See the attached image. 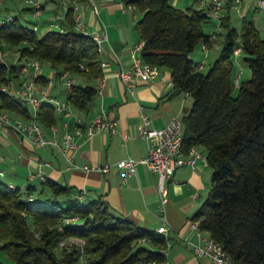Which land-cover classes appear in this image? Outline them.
Here are the masks:
<instances>
[{"label": "trees", "instance_id": "1", "mask_svg": "<svg viewBox=\"0 0 264 264\" xmlns=\"http://www.w3.org/2000/svg\"><path fill=\"white\" fill-rule=\"evenodd\" d=\"M236 1H224V44L203 72L194 68L191 53L199 44H213L212 31L205 28L215 24L209 5L181 8L172 0H124L141 14L137 28L144 40V60L169 68L174 92L192 97L190 111L182 118L184 146H203L213 170L211 189L193 218L205 217L202 227L237 264H264V36L246 16L240 30L232 26L229 10ZM65 18V28L41 36L19 17L8 18L0 22V48L16 47L20 59L47 61L72 76L102 77L98 42L75 28L71 9ZM238 46L252 75L239 82L234 94ZM21 65L0 59V87L18 79ZM49 79L36 77L42 84ZM96 94V87L78 81L67 90L66 100L87 111ZM0 100L2 107L32 116L25 103L1 88ZM37 120L46 126L57 123L54 105L42 103ZM70 237L85 241L83 253L75 243L59 246ZM166 241L165 234L115 212L102 196L83 200L81 190L48 177L22 190L0 175V248L14 264H143L164 260Z\"/></svg>", "mask_w": 264, "mask_h": 264}, {"label": "crops", "instance_id": "2", "mask_svg": "<svg viewBox=\"0 0 264 264\" xmlns=\"http://www.w3.org/2000/svg\"><path fill=\"white\" fill-rule=\"evenodd\" d=\"M50 1L52 2L40 0L41 12L49 16L38 19L33 24L36 31L42 28L45 33L54 26L65 28L67 25L63 13L57 20H53L52 14L56 11L52 3L55 0ZM2 2L9 6L12 4L10 6L12 9L17 8L13 0H2ZM61 3L63 6L68 5L71 0H61ZM78 7L82 12V20L91 34L107 35V40L104 42L105 51L102 54L103 76L88 80L83 76L71 75L75 82L90 83L94 87L104 79L101 92L96 94L87 111H82V114H85L88 120L103 114L113 118L116 121V130L99 131L87 140L78 138L80 146L74 155V161L80 166L111 164L113 167L106 173L69 168L67 159L56 147L39 146L28 138H20L9 124H3L0 127V171H2L0 175L10 185L25 190L29 185H38L40 182L37 179L31 181L28 177L29 173L43 169L46 177L81 190L83 200L88 201L102 196L115 212L131 217L149 230L157 231V228L163 224L158 216L160 197L157 172L149 169L146 164L139 163L137 174L124 182L115 167L120 159L128 157L141 159L147 155L149 141L140 135L144 114L149 119L150 127L161 128L170 122L172 116L179 114L183 118L189 113L192 105L189 101L190 95L174 92L172 72L165 66L160 67L159 74L154 79L139 80L133 90L127 89L116 75L121 67L129 66L134 53H137L134 45L141 40L137 28L141 14L135 7L127 5L124 0H87L83 3L79 2ZM5 8L9 9V7ZM26 8L34 11V7L30 4H27ZM55 23L58 24L54 25ZM213 44L208 49L212 48ZM197 47L203 49L202 44ZM193 53L195 50L191 53L192 57ZM18 59L20 61L16 65L19 67L25 59L19 57ZM50 66V69L49 67L46 69L48 73L42 70L41 74L50 79L54 78L50 92L62 99L63 85L59 84L61 81L55 75L58 71L51 64ZM24 74L25 72L20 73L18 79L22 80ZM67 90L65 88V100ZM0 109L13 113V115L7 114L11 121H20L24 116L18 111L2 107L1 100ZM57 115L59 125L57 138L62 140L67 131L61 125L60 115L58 113ZM39 124L47 138L53 137L50 126ZM200 148L205 149L203 146ZM198 163L197 170L187 165L179 167L173 177L167 181L169 195L167 220L171 227L167 237L171 243L167 248L166 256L175 264H214L207 258L195 254L193 244L199 243V239L188 223L207 198L212 186V167L203 165L201 161Z\"/></svg>", "mask_w": 264, "mask_h": 264}, {"label": "built area", "instance_id": "3", "mask_svg": "<svg viewBox=\"0 0 264 264\" xmlns=\"http://www.w3.org/2000/svg\"><path fill=\"white\" fill-rule=\"evenodd\" d=\"M28 4L34 7V14L37 16L41 13V5L37 0H25ZM78 0H71L70 4H66L65 10L71 9L74 14V22L77 30L91 34L82 20V12L79 11ZM201 6L209 5L211 13L216 18V25H220L221 17L223 16L224 0H211L207 3L205 0H200ZM256 4L260 8H264V0H256ZM1 20L0 22H3ZM99 44L100 51L103 54L104 42L107 40V35L92 34ZM217 37L215 31H212L211 39L214 41ZM144 47V40H140L134 45V53L131 62L127 68L121 67L116 75L121 79L123 84L129 90H133L139 80L149 81L158 76L160 66L152 64L144 60L142 52ZM203 49L207 52L208 46L202 43ZM242 52L238 46L234 55L238 56ZM192 57V56H191ZM193 58V57H192ZM204 61L196 62L194 60V68L202 70ZM80 66L84 68V64ZM32 69L35 72L34 80H10L7 84L2 85V91L9 94L13 99L19 100L23 103L31 104L35 107L34 115L26 121H11L7 115L0 112V127L3 124H9L21 138H28L39 146L51 145L56 147L60 153L67 159L69 168H80L85 171H99L109 172L113 165L111 164H84L78 165L74 161V155L78 150L80 143L78 138L90 139L95 133L99 131L114 132L116 130V121L106 115H99L91 120H88L85 114L77 112L76 108L67 100H62L54 96L50 92V85L53 79H49L47 84H42L36 80V77L41 74L42 66L41 60L28 58L25 63L21 65L20 73ZM55 75L61 82L66 84L67 89H70L72 84L75 83L74 78L70 75L69 71L56 72ZM104 79L96 87L97 93L101 92V87L104 84ZM235 87H238L239 80L235 79ZM44 102L52 103L56 112L61 117V125L66 129V135L62 140L57 138L59 125L54 123L50 126L53 132V137L47 138L37 120V110ZM144 124L140 129V135L149 141L148 153L141 159H134L131 157L120 159L116 163L115 170L122 176L124 182L137 174V165L139 163L146 164L149 169L157 172L158 174V191H159V204L158 216L162 219L163 224L157 228V232L163 233L166 236L167 248L171 240L167 237V233L171 230L167 220V203L169 201L167 181L173 177L175 171L182 166H189L193 170H197L199 161L203 165H209L206 149L200 148V145H192L189 148L184 146V133L183 121L179 114L172 116L170 122L161 128H152L149 126V119L144 114ZM128 138V137H127ZM2 174V171H0ZM29 179L31 181L44 180L46 178L43 169L38 172H30ZM205 217L200 216L190 219L188 221L190 227L195 231L198 236L199 243L193 244V250L196 255L207 258L214 264H237L231 255L226 251L224 245L217 241L210 233L202 227ZM81 253L84 251L85 241L77 239ZM66 239L60 241V247L66 245ZM167 248L165 253H167ZM82 261L86 260L82 257ZM143 264H175L167 257L164 260H149Z\"/></svg>", "mask_w": 264, "mask_h": 264}, {"label": "rangeland", "instance_id": "4", "mask_svg": "<svg viewBox=\"0 0 264 264\" xmlns=\"http://www.w3.org/2000/svg\"><path fill=\"white\" fill-rule=\"evenodd\" d=\"M13 4L17 5L16 9H12L10 8V6H12V4L9 6L8 4H3L2 0H0V21L1 20H6L8 18H12L14 16L19 17V19L27 24L33 27V24H35V22L38 19L47 17L49 15H47L46 13H40L39 15H35L34 11H30L28 8H26L27 6V2L25 0H13ZM40 3V0H37ZM207 3H209L211 0H205ZM225 1V0H224ZM48 2H52L50 0H48ZM173 4H175L178 7L181 8H187L188 6H201L200 4V0L197 2L196 0H172ZM9 3V2H8ZM61 0H55L52 4L54 5L53 8L55 9L56 13L52 14V18L53 20H57V18H59L62 13L65 14L66 10L63 6V4L61 3ZM240 6V7H239ZM5 7H9V9L7 10V8ZM231 11V22H232V26L238 28L239 30L241 29V25H242V19L244 16H246L248 19H251L254 21L256 27L258 28V30L260 31L261 36H264V8H260L257 6L256 4V0H240L236 1L235 3L231 4L230 10ZM15 14V15H14ZM215 24H210L207 25L205 28L206 30L210 31H215L217 34V40L215 41V43L213 44L212 48H209L208 51L206 52L205 50H200L198 47L195 49V53H193V57L194 60L196 62H200L201 60H203L205 58L204 61V66L202 68L203 72H207L209 70V68L212 66L214 60L219 56L221 49L223 47L224 44V40H225V35H226V29H224L223 27H221L220 25H216L217 20L216 18L214 19ZM58 23H55L54 25H56ZM52 28L57 29V26H54ZM76 28V27H75ZM38 35L41 36L43 33L42 28H40V30L37 31ZM20 58V52L17 50L16 47H12L10 45H5L3 49L0 48V59L5 61L6 63L9 64H18L19 63V59ZM24 62H26V60L28 58H24ZM234 60V67H235V79L236 77L238 78L239 82H242L243 80H247L251 77L252 75V71L249 68V66L244 62L243 60V54L241 55H234L233 57ZM41 66H42V70L44 72H49L46 69H48L47 67H49L50 69V64L47 61H41ZM52 70V69H51ZM24 73V72H23ZM35 72L30 69L27 72H25V74L23 75L22 80H34L35 78ZM54 81V78H52ZM21 79H18V81ZM56 83V82H55ZM59 84L63 85V92L61 93V98L63 100L64 99V95H65V88H67L66 84H64L63 82H59ZM239 87V85H238ZM238 87H236L234 89V94H237L238 91ZM60 88V87H59ZM189 101L192 103V97L189 96ZM28 110L30 112L31 115H34L36 109L33 105L31 104H27ZM77 112L82 113V111L76 109ZM5 110H1L0 112L5 114V115H13L12 112H8L7 110L5 111L6 113H4ZM7 115V116H8ZM13 117V116H10ZM12 119V118H11ZM27 118H25L24 116L20 118V121H26ZM78 238H74V237H70L66 239V245H72V244H78L77 240ZM79 245V244H78ZM65 246V245H64ZM62 246V247H64ZM0 262H2V264H14L13 260L6 254L4 253L1 248H0Z\"/></svg>", "mask_w": 264, "mask_h": 264}]
</instances>
